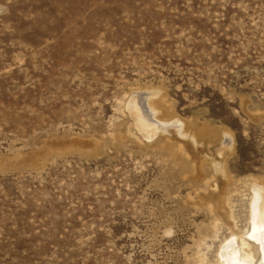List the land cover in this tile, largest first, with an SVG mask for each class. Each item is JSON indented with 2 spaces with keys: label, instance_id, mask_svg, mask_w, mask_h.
I'll list each match as a JSON object with an SVG mask.
<instances>
[{
  "label": "rangeland",
  "instance_id": "rangeland-1",
  "mask_svg": "<svg viewBox=\"0 0 264 264\" xmlns=\"http://www.w3.org/2000/svg\"><path fill=\"white\" fill-rule=\"evenodd\" d=\"M146 93L197 149L137 133ZM252 186L264 0H0V264H218Z\"/></svg>",
  "mask_w": 264,
  "mask_h": 264
},
{
  "label": "bare ground",
  "instance_id": "bare-ground-1",
  "mask_svg": "<svg viewBox=\"0 0 264 264\" xmlns=\"http://www.w3.org/2000/svg\"><path fill=\"white\" fill-rule=\"evenodd\" d=\"M154 94L146 93L145 96L132 95L129 102H127L126 110L132 119L133 126L137 133L149 141L157 135L164 134L168 128H171L173 135L186 138V143H189L193 149H197V144L192 136H181L182 127L176 122L166 124L157 120L158 111L152 104ZM229 138L228 135H223V141L215 152L217 158L216 160L215 158L213 159V164L218 171V181L222 183L228 180L223 171L221 162L226 154L225 151L230 147L228 145H230L229 141H231V138L230 140ZM230 148L232 149V147ZM199 155L200 158L206 160L207 157L203 152H199L197 157ZM251 194L252 201L250 204V226L248 235L245 236L244 239H241L237 231H235L236 237L220 247L218 252V264H264V187L252 186Z\"/></svg>",
  "mask_w": 264,
  "mask_h": 264
}]
</instances>
